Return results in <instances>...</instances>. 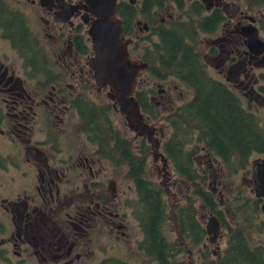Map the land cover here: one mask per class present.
<instances>
[{
	"label": "flooded vegetation",
	"instance_id": "af4514ba",
	"mask_svg": "<svg viewBox=\"0 0 264 264\" xmlns=\"http://www.w3.org/2000/svg\"><path fill=\"white\" fill-rule=\"evenodd\" d=\"M148 1L115 0V17L121 21L129 61L144 65L132 96L158 140L155 149L147 144L165 175L164 184L156 187L146 178L145 138L128 131L111 91L92 79L90 19L83 11L67 14L64 9L76 2L0 0V264H221L240 238L242 226L230 225L233 211L247 215L245 207L252 204L264 216L252 170L264 161L263 152L248 162L251 198L237 192L219 203L223 212L215 204L216 211L208 212L218 222L216 238L202 227L201 236L194 209L197 180L189 184L170 178L168 169L173 168L163 150L172 127L162 141L149 116L159 117L158 106L166 107L167 114L176 112L206 87L252 115L264 104V66L259 68L260 56L248 51L243 30L254 26L264 40L258 26L263 15L257 20L241 0H211L212 6L210 0ZM233 4L239 10L229 18L222 7ZM236 64L234 81L227 80L228 67ZM176 65L180 68L173 71ZM188 67V73L182 72ZM141 72L147 79L138 80ZM176 80L190 99L174 109L177 87L171 84ZM112 116L123 122L114 123ZM174 129L181 154L187 156L183 160L197 165L200 158L215 161L210 151L197 147L194 129L182 121ZM135 137L142 140L137 151ZM159 147L162 153L156 152ZM191 147L201 156L193 158ZM179 184L191 193L192 198L186 197L191 203L170 204L167 210V190ZM254 219L243 218L244 226L251 228ZM167 226L173 235L166 236ZM223 230L228 237L222 248ZM255 248L264 257L263 247Z\"/></svg>",
	"mask_w": 264,
	"mask_h": 264
},
{
	"label": "trees",
	"instance_id": "16d2710c",
	"mask_svg": "<svg viewBox=\"0 0 264 264\" xmlns=\"http://www.w3.org/2000/svg\"><path fill=\"white\" fill-rule=\"evenodd\" d=\"M241 3L243 8L248 11L255 8L262 13L264 12V0H241ZM262 15V18L258 20V26L264 32V13ZM179 68L176 65L172 70L176 71ZM189 70L190 67L183 69L182 72L188 73ZM167 115L165 121L172 127V135L165 144L163 151H165L166 157L170 159L175 175L189 184L196 179L197 187L194 189V195L199 199L203 209L216 211L213 208L215 205L214 198L209 194V191L203 189L206 177H203L204 175L199 172L195 174L194 162L189 161L188 158L182 159L187 156L181 154L183 152L182 146L175 139V123L182 121L189 129H194V136L202 144L201 148L206 152L210 151V155L221 161L224 169L229 171L231 175H235L247 165V157L252 153L261 154L264 152V134L259 130L253 115L240 110L230 100L221 97L218 92L210 91L207 87L206 91L198 90L196 98L187 106L178 108L176 112ZM149 116L152 120L158 117V115L152 116V114ZM196 148L191 147L190 150H194L193 153H195ZM187 201L191 203L190 200ZM245 208L247 215H244V218L254 219L257 206L248 204ZM234 213H236L235 210L231 216L233 222L238 219V215ZM218 219L221 221L222 216H218ZM234 224L238 228L237 223ZM246 228L244 226L239 228L241 230L240 238H237L236 244H234L235 241L231 243L235 246L231 249L228 248L229 254L220 259L221 264H264V257L261 256L260 248L252 249L249 247L248 241L246 243V235L249 234ZM199 233L201 236L204 235L201 226H199Z\"/></svg>",
	"mask_w": 264,
	"mask_h": 264
},
{
	"label": "water",
	"instance_id": "95a60500",
	"mask_svg": "<svg viewBox=\"0 0 264 264\" xmlns=\"http://www.w3.org/2000/svg\"><path fill=\"white\" fill-rule=\"evenodd\" d=\"M74 2H76L75 5H67L64 9L68 11L67 14H77L78 11H83V14H86L90 19L87 28V37L92 45L89 70H91L95 85L101 89L107 87L111 91L110 99L124 117L128 131L136 133L138 138L144 137L146 142L152 145V149L157 148L158 140L152 138L153 131L144 123L138 104L132 96L135 76L144 69V65H136L128 59L126 51L128 44L123 40L121 21L115 17V0H74ZM228 6L231 5L223 6L222 12L232 18L230 15L236 14L239 8L236 4L230 8ZM243 35L247 39L248 51L256 57L260 56V65L258 66L259 68L263 67L264 40L258 38L256 27H246L243 30ZM235 70H239V64L228 67L227 80L234 81ZM252 170L256 172V179L260 184L259 194L264 199V161L257 162ZM217 223L213 216H209L204 226L207 236L212 235V239L216 238Z\"/></svg>",
	"mask_w": 264,
	"mask_h": 264
},
{
	"label": "rangeland",
	"instance_id": "374dc122",
	"mask_svg": "<svg viewBox=\"0 0 264 264\" xmlns=\"http://www.w3.org/2000/svg\"><path fill=\"white\" fill-rule=\"evenodd\" d=\"M251 14L256 15V19L258 20L259 16H261V14H263L259 9H251L250 10ZM261 13V14H260ZM262 35L264 36V32L262 33ZM201 39V38H200ZM203 41V40H202ZM204 42V41H203ZM130 46L128 47V49L130 50ZM213 74H216L215 71L213 69L209 68V73H211V71ZM148 75L146 72H141L138 80L142 81L143 79H147ZM152 82H154V80H148L147 84H151ZM171 87H177L176 90H174L175 92L172 94V99H173V103L172 106L175 108H177L178 106L185 104L189 101L190 99V94L187 93V90H185L184 88H182V85L176 80L171 84ZM180 90H182L183 92L181 93V95L179 94ZM101 100L105 103L106 100H104V94L100 95ZM155 102H157V98L154 100ZM243 107L245 108L246 106L243 105ZM166 107L162 106H158L156 107V111L159 112V117H157V119H155L152 122V125L155 129L160 128L161 132H162V141H166V138H169L171 135V127H169L168 122L165 121V116H166V112L168 110L165 109ZM253 110V116L255 118V122L258 124V128L259 130L264 134V104L261 105V107H257V109H252ZM169 113V112H168ZM162 117V118H161ZM111 120L114 123H122L123 119L122 117H113L111 118ZM131 133L129 138L131 137ZM155 137L159 138V134H155ZM161 141V142H162ZM142 140H139L137 137H135L133 144L135 146V151L138 150V148H141V143ZM144 145H147L148 143H145V140L143 141ZM143 145V146H144ZM150 145V144H149ZM161 145V143H160ZM142 146V147H143ZM148 146V145H147ZM197 147L199 148V150L202 147V144H198ZM156 152L158 153H162L161 151V147H159L158 150H156ZM152 152L151 149L148 146V153H147V165L145 166V171H146V175H147V179H149L153 186H162L164 184V179L163 177H165L162 169H161V165L162 163L160 162L159 158L157 157L155 160H153L152 158ZM201 156L200 152H196L195 154H193V158H198ZM260 155L257 153H252L249 157H247V160L249 163H251L253 160L259 158ZM213 158V157H212ZM200 162L201 164H196V161L193 160V165L194 167H197V172H199L200 174L204 175L203 177H206L205 181H204V190L210 191L213 190L214 194L212 193V197L214 204H216L217 209H220L221 212L224 211V209H222V204L220 205L219 203H221L223 201V199H233L235 198V196H237V192H240V196L244 197V198H251V195H249V191L248 189L250 188V185L248 184L249 178H250V167L247 165L243 168L240 169V171H238V173H236L235 175H231V173H229V171L227 172L224 167L222 166V162L219 161L216 157L213 158L215 161L211 160V162H205V158H200ZM209 164L210 165V169H206V165ZM206 169V170H205ZM170 172V178L173 180H176L175 178L177 177V175H175L174 171L172 169H168V173ZM171 185L170 182L167 183V187ZM189 196L190 198H192L191 193L186 192V189L183 185H177L176 188L172 187L169 188L167 190V196H166V207L167 210L169 209L170 204L171 205H177V207H181L184 206L186 204V201L188 199H186V197ZM195 197V196H193ZM196 198V197H195ZM225 202V200H224ZM194 209L197 210V216H198V221L200 222V226L202 227V229H204L205 224L207 223V219L209 218V212L208 210H203L201 204L199 203L198 199H196V202L194 203ZM238 215V219H236V221L230 223L231 227L236 228L234 223H237L238 225L244 226V220L243 218L245 217L242 213H235ZM197 218V217H196ZM255 221L251 224V228L247 227L246 231L249 232V234L246 235V238L248 239V244L249 247H251L252 249L257 247V245L263 247L264 250V216L260 215L259 212L257 213L255 219ZM234 224V225H233ZM245 227V226H244ZM225 231H221V233H223V238L221 240L220 246L226 247L224 245V241L226 240V237H228V235H226L227 233H224ZM173 231H171V229L167 226V233L166 236H170L173 235ZM207 245V243H206ZM212 247V246H211ZM211 247H208L209 249H211ZM193 258H195V256H193ZM196 260V258H195ZM194 260V261H195ZM148 264H154L153 262L149 261Z\"/></svg>",
	"mask_w": 264,
	"mask_h": 264
}]
</instances>
